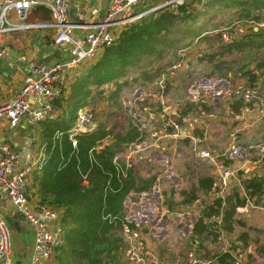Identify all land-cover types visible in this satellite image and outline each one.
Wrapping results in <instances>:
<instances>
[{
	"label": "trees",
	"instance_id": "16d2710c",
	"mask_svg": "<svg viewBox=\"0 0 264 264\" xmlns=\"http://www.w3.org/2000/svg\"><path fill=\"white\" fill-rule=\"evenodd\" d=\"M201 1L203 0L168 3L164 8L148 11L120 28L111 45L101 48L93 60L71 70L68 83L55 102L60 110L59 115L39 122V143L44 148L46 160L40 168H33L27 180V192L31 203L44 205L58 214L62 233L56 264H123L126 242L118 236L123 226L140 230L150 227L147 223L137 227L133 220H126L124 199H138L143 193L152 198L148 194L152 191L156 174L144 177L136 168H125L124 162H121L124 175L116 170L113 163L116 153L130 143L139 141L137 122L129 112L127 121L115 124L120 125L121 129L112 126L110 116L106 120L104 116L99 117L98 110L91 107L89 102L99 97V100L118 105L120 110L119 100L123 93L133 91L136 87H142L138 90L143 93L149 92L155 77L167 66L165 64L171 62H166L167 55L173 56L177 54V50L197 47L199 41L209 46L202 49V57L197 58L195 63L203 59L214 62L211 76L217 78L229 76L235 71V68H229L225 58L221 60L223 55L239 52L243 46L251 49L264 42V27L258 24L257 28L253 26L241 38L236 39L234 36L227 44L222 42L221 33L208 30V27L219 29L234 20L263 21L264 12H260V9L264 8V0H205L199 6L197 2ZM161 2L163 0H143L136 10L146 11ZM222 8L228 11V15L217 17ZM165 9H169L168 12ZM32 13L44 16L48 14L50 18L49 11L42 6L31 8L29 16ZM218 19L220 22L215 25ZM236 23L239 25V22ZM169 27L172 29L168 35ZM225 29L233 33V26ZM173 30L182 32L179 33L181 42L177 50H172L176 43L171 36L174 34ZM213 37L218 38L214 51L211 50L215 46L211 43L216 40ZM262 68L264 59L259 60L256 66L250 65L245 69L239 66L235 79L241 82L244 77L247 82L256 81L254 70ZM136 72V77H132ZM144 104H151L149 98L145 97L138 102L137 107L140 109ZM203 107L210 109L211 106L203 104ZM83 108H90L94 120L90 126L81 130V134L77 136V145L73 147L67 132L77 122L78 112ZM195 108L189 101H185L182 111ZM116 116L120 118L121 114L116 113L114 117ZM57 132L62 133L60 138L56 137ZM239 177L240 182L233 181L229 184L223 205L222 199H216L213 204H206L194 218L188 235L190 247L195 241H199L202 246L203 242L200 240H204L208 234L216 236L223 231L228 238L234 234V240L238 241V244L234 240L230 241L231 249H253L264 257V242L251 245L252 237L249 233V230H255L251 212L264 213V179L256 175L247 177L245 173ZM212 178L201 177L198 183H191L189 189L176 186L177 178L173 183L167 181L166 184V179L161 180L163 204L172 212L170 217L173 221H177L176 217L180 216V204L193 201L200 192L206 193ZM240 187L252 203L245 213L236 211L238 206L247 203L246 196L239 195ZM156 199L159 200L158 197ZM147 219L151 220L150 217ZM253 251L248 252L249 260L246 264L252 263L255 254ZM228 257L229 254L222 255L220 262Z\"/></svg>",
	"mask_w": 264,
	"mask_h": 264
},
{
	"label": "built area",
	"instance_id": "2783aa9c",
	"mask_svg": "<svg viewBox=\"0 0 264 264\" xmlns=\"http://www.w3.org/2000/svg\"><path fill=\"white\" fill-rule=\"evenodd\" d=\"M182 1L168 0L163 4L182 3ZM142 2L143 0H111L99 19L80 23L70 19L68 0H0V57L8 52L2 45L4 35L35 29H50L53 35L48 42L49 46L64 44L70 54L69 59L51 64L31 62L28 65L29 73L15 96L0 103V119L6 118L11 126H16L21 118H25L28 124L34 127L46 118L57 117L59 108L55 102L61 97L67 85L69 71L93 60L101 48L111 45L120 28L163 5L153 6L146 11H137V6ZM35 6L47 9L50 20L30 22L29 12ZM222 32L221 39L224 44L229 43L234 36L239 39L247 33L245 31L241 36V34L233 35L228 29ZM203 48L204 46L202 48L197 46L179 50L174 61L155 77L151 90L144 93L140 100L147 97L151 104H144L140 109L137 107L139 118L135 119L132 114L140 131L139 141L130 143L113 157L116 170L125 175L121 162H124L125 168H139L142 162L154 161V151L159 145L162 146L161 151H164L166 146H172L174 142L182 144V140H187V147L194 158L203 161L212 168L213 172V180L207 196H198L191 202L180 204L179 215H191L193 220L206 204H213L216 199L224 201L229 184L233 181L239 182L240 174L250 173L264 177V140L250 146L258 149L260 153L258 155L241 150V147L236 145L243 132L264 119V77L252 83L234 84L222 78L217 80L208 78L201 70L200 62L195 63L197 58L202 57ZM202 78L206 80L203 83L205 86L200 90L191 91L195 88L197 80ZM175 83H188V94L182 99L169 96L170 86ZM233 96L240 105L236 109L226 108L228 117L236 121L227 132V146L216 149L204 145L207 140L206 134L204 132L197 134L195 129L203 127L205 129L206 124L216 115L213 106ZM185 101H189L196 108L183 112L182 106ZM203 104L211 105L212 109H205ZM93 120L94 116L90 108H83L78 112L77 122L67 132L73 147L77 145V136L81 134V130L90 126ZM61 136V132L56 133L57 138ZM142 151L146 153L142 154ZM238 158L241 161L234 165L231 159ZM45 160L43 147H40L36 154L22 157L20 152L10 150L8 146H0V201L4 205L12 204L33 228L34 243L30 264H56L61 243L62 228L57 212L44 205L31 203L27 192V180L33 168H40ZM160 178L161 175H158L148 195L153 199L159 198L157 202L162 219L167 217L173 221L170 217L172 212L163 204ZM243 195L247 198V204L251 205V200L244 191ZM243 209L245 208L237 207L239 212ZM136 226L138 227L139 224ZM187 227L186 224L185 230ZM191 229L192 225L182 238L188 237ZM123 234L127 264H163L159 256L150 249L146 234L139 228L124 225ZM211 237L215 240L209 243L217 244L220 249L216 248L215 252L203 254L204 247L199 241H195L186 251L185 264H246L248 262L250 249L242 250L239 247L231 249L230 241L235 237L228 238L223 231L216 236L211 234ZM234 243L238 244V241L234 240ZM11 252V230L0 211V264H13ZM225 254H229V257L220 262V257Z\"/></svg>",
	"mask_w": 264,
	"mask_h": 264
},
{
	"label": "crops",
	"instance_id": "0c3cea01",
	"mask_svg": "<svg viewBox=\"0 0 264 264\" xmlns=\"http://www.w3.org/2000/svg\"><path fill=\"white\" fill-rule=\"evenodd\" d=\"M110 1L111 0H68V12L70 19L74 22H80V23H88V22L96 21L105 11V8L108 6ZM47 15L44 16L43 14L32 13L28 17L29 18L28 20L30 22L49 21L50 18ZM46 18H49V20H46ZM12 19L14 18L12 17ZM52 35L53 32L50 29H46V30L35 29V30H21V31L10 32L3 36L2 45L7 49L8 52L5 56L0 57V103L4 101H8L15 96L19 88L22 86L24 82V78L29 73L28 65L31 62H41L44 64H51L55 61L67 60L70 58L68 47L65 46L64 44H60L59 46H51V45L49 46V44H46L47 42L51 41ZM193 53L195 52L193 51ZM70 72L71 71H69L68 73V79ZM254 72L257 77L256 81L260 80L261 77H264V73H263L264 68L255 69ZM68 79H67V83H68ZM237 82L238 80L234 81V83ZM241 82L252 83L254 81L247 82L243 77L241 79ZM175 84H173L174 87H172V89L170 87L169 92L171 90L174 91L176 90V92L175 94H173L174 91H171L169 93V96L174 99H182L184 97V94L180 95L177 86L179 85L180 87L186 84H181V83L178 85ZM228 100H230V98H226V100H221L219 104L213 106V108L216 111L215 117L206 124L205 129L203 127V128H198L196 130V133L200 132L197 134H202L203 132L206 134L207 140L205 141L204 145L212 146L213 148L216 149H220L221 147L227 146V139H226L227 132L230 130L231 127H233L236 124V121H234L231 117H228L226 108L230 107L236 109L240 105V103H238L237 101H234L233 103H229ZM210 109H212V106L210 107ZM38 126L39 123L34 127L30 126L25 118H21L16 126H11L8 119L6 118L0 119V146L1 147L8 146L10 150L20 152L22 157H27L29 155L36 154L38 149L41 147L39 143L40 136L38 133ZM263 140H264V119L261 122L253 126H250L247 131L243 132L239 140L236 142V145L241 147V150H246L247 152L253 153V155H258L260 154L258 152V149L251 148L250 146L254 145L256 142H262ZM183 141L184 142H181L182 144L178 142H174L175 144H178L177 146L173 144L172 146L168 145L166 147L169 148L168 150L171 152L168 153L169 156L178 157L177 153H179V156H181L182 158H183L182 155H186L189 158L188 162H184V163L181 162L179 164L177 163L178 162L177 159L173 160L169 158L173 160L175 166L179 165L180 167V172H181L180 174L177 173L178 171H174V175L177 177L176 186L179 187L181 186V187H185V189H189L190 186L192 185L191 183H198L201 177L212 176L213 172H212V168L206 165L203 161L194 158V156L191 154V150L187 147L188 141L187 140H183ZM161 148L162 146L159 145L154 152H161V150H163ZM163 152H166V150H164ZM240 161H241L240 158L231 159V162H233L234 165L238 164ZM154 162L155 160L151 162H142L139 166L140 173L141 174L142 173L146 174V172L154 173L156 175H161V178L165 177L163 175L164 165L161 162H157L159 164H156ZM204 164L209 167L208 171L203 167H201ZM153 165L155 166L154 171L151 170ZM184 167L189 168V170L195 172L196 175L193 176V174L191 175L185 174V178L182 177L183 176L182 169ZM245 174L247 175V177L253 176L250 173H245ZM161 178H160V182L162 180ZM261 178L264 179V177ZM239 182H240V177H239ZM207 195H208L207 192L199 193V196H207ZM239 195L240 196L243 195L242 187H240ZM224 203L225 201L222 202V205ZM238 207H244L245 209H243L242 211L248 212L249 207H251V205L246 203L244 206H238ZM0 211L1 214L4 216V218L7 220V223L11 230V251H12L11 258L13 264H30V256L33 251V243H34L33 241L34 234H33L32 226L25 220V218L22 215H20L16 211V209L12 204L4 205V203L0 201ZM242 211H240V213H245ZM183 224L184 227H186L185 225L187 223L184 222ZM141 231L146 234L148 244L150 245V243H152L153 248H155V250L151 249V247L150 249L159 256L160 261L163 264H185L186 251L190 248L189 245L191 243V240L189 241L186 240L189 239L188 237L181 239L179 238L180 240H185L186 245L183 249H179L178 246H176L177 253L175 252V254L170 257L171 252L169 250H163V252L156 251L157 244L155 245L154 244L155 241H152L153 239H151V236H154L152 232V227H149L146 230L141 229ZM230 237H235V235L233 234ZM165 239L166 238L156 239V241L161 245L165 246L164 245ZM178 240H176L177 244H179ZM168 245L170 246V243H168ZM215 251H217V249L211 250L210 253ZM177 254L182 255V258L179 257ZM260 257L264 259L262 255Z\"/></svg>",
	"mask_w": 264,
	"mask_h": 264
},
{
	"label": "rangeland",
	"instance_id": "374dc122",
	"mask_svg": "<svg viewBox=\"0 0 264 264\" xmlns=\"http://www.w3.org/2000/svg\"><path fill=\"white\" fill-rule=\"evenodd\" d=\"M166 1H168V0H163V2H161L160 4H163ZM204 1L205 0H203L201 2H197V3L199 4V6H201ZM165 6H167V5L163 4L154 10L164 8ZM165 10H166V12H168L169 9H165ZM220 10L221 11L219 13V16H217V17L228 15V11L225 8H222ZM260 12H264V8H261ZM219 22H220V19H218V21L216 22L215 25H217ZM236 22H239V25ZM258 23L260 24L259 26L264 27V20L263 21H252V22L246 21V20H240V21L234 20L233 23L230 22V23H226L225 25L223 24L224 27L221 26V28H219V29H212V27H208V30L211 32L223 33L222 31L225 28L233 26V33L232 34L233 35L234 34H236V35L241 34V36H242L245 33V31H249V29H251L253 26L257 27ZM171 29H172V27L168 28V35L171 33ZM173 32H174V34H171V36L174 38L176 43H174V47L172 48V50H174V49L177 50L178 47L180 46L179 43L181 42L180 37H179V33H182V32H181V30H173ZM213 38H215V37H213ZM215 39L216 40L211 43V44H213V43L215 44V46L211 47V50H213V51L215 50V47L218 45L217 44L218 38H215ZM197 46H199V48H202L203 46L205 48H207V46H209V45L201 43V41H199L197 43ZM178 52H179V50H177V53ZM176 55L171 56V54H168L166 57V62H168V61L170 62V60H171V62L165 64V66L170 65L174 61L173 59L176 57ZM224 58L227 62V65L229 66V68H235V71L233 70L229 76L228 75L227 76H221L218 78L214 75L211 76V73H213V70H214V67H213L214 62L211 63L205 59L200 61V68L203 71V73L205 74V76L208 78H211L213 80H217L219 78H222V80H230L231 79V82L234 83V81L236 80L235 79V74L237 71L236 69H238L239 66H242L244 69L250 65L256 66V63L259 62V60L264 59V42H262L260 46L259 45L253 46V48H251V49L247 48V46H243L239 52H234L232 54L225 55V56L223 55L221 57V60H224ZM163 62H162V64H163ZM216 62H217V60H216ZM136 75H137V72L134 73L132 75V77H136ZM175 81L177 82V79H175ZM204 81H206L205 78L197 80V82L195 83V88H192L191 91H194V89L200 90V88L202 86H205V85H203ZM109 84H108V88L110 87ZM176 85H178V83H176ZM170 87L172 89V87H174V85L170 86ZM177 87H178V91H179L180 95L184 94V96H186L188 94V90H187L188 89V83L186 85H182L180 87L178 85ZM104 88H105V85H104ZM139 88L142 89V87H139ZM139 88L136 87L135 90L132 89L133 91H130V92L126 91L125 93L122 94L121 99L119 100V103L121 106L120 110H119L118 105H115L113 102L99 100V97L98 98L95 97V99H92L89 102V105H92L91 107H93V108L96 107V109L99 112V113L98 112L97 113L100 114L99 117L104 116V120H106L110 116V121H111L112 126L115 125L116 123H119L122 121H127V117H128L127 114H129V112L131 113V115L132 114L134 115L135 119H137V118H139V114L137 111V104H138V102H140V100L142 99V96L144 94L143 92H141L142 90H138ZM171 91H174V90H171ZM175 92H176V90L174 91L173 94H175ZM106 93H108V92L106 91ZM221 98H223V97H221ZM234 101H236L235 96H233L232 98H230V100H228L229 103H233ZM102 108H104V109H102ZM116 113L121 114V117H120L121 119L118 118L117 116L114 117ZM116 127L121 129L120 125H118ZM181 142H184V141L182 140ZM168 149L169 148L166 147V152H163V151L155 152V154L153 155V159L155 160L154 163L159 164L157 162H161L164 165L163 175L165 177H162L161 179H166V180H164L165 184L167 183V181H170L173 183L174 179L177 178L174 175V171H178L177 173H179V174L181 173L179 165H177V166L174 165V162H173L174 159L178 160V162H177L178 164L181 162L184 163V162L189 161V158L186 155H182L181 153L180 154L183 156L184 159L181 156H179V153H177L178 157L169 156L168 153L170 151ZM122 150H120V151H122ZM145 153H146V151H142V154H145ZM116 154H119V153H116ZM169 158H171L173 160H171ZM154 163H152V164H154ZM174 166H175V169H174ZM187 167H189V166H187ZM187 167H184L183 168L184 170L182 169V173H183L182 177L185 178V174H188V175L193 174V176H195L196 173L190 171L189 168H187ZM201 167H203L207 171L209 170V167L206 166L205 164ZM201 167H200V169H201ZM136 170H138V172H140L139 168H136ZM151 170L152 171L155 170L154 165L151 168ZM143 174L144 173H142L141 175L146 177V176H151L154 173H146L144 175ZM156 176L158 177V175H156ZM29 192L31 194V190H29ZM262 200H263L262 206L264 207V196H263ZM157 201L158 200H156L155 198L152 199V198L146 197L144 194H141L138 199H133V198L130 199L129 197H126L124 199V207L126 210L125 211V218L127 221L133 220L135 222V224H139V225L141 224L142 226L144 225V223L149 224L148 227L149 226L152 227V232L154 235V236H151V239H153L152 241L157 242L156 239L166 238L165 242H164L165 246L161 245L158 242L157 243L154 242V244L155 245L157 244V246H156L157 252L158 251L163 252V250H169L171 252V255H170V257H171L172 255L175 254V252L177 250L176 246H178L179 249H183L185 247L186 241L180 240V239L182 237H184L186 233H188V228H190V226L192 225L193 216H191V215L180 216V217L177 216L176 217L177 221H171V220L168 221V219L165 217H163V219H162L160 206H159V203ZM242 212H245V211H242ZM148 217H150L151 220L147 219ZM251 217H252L251 222L253 223L252 226H255L254 231L249 230L250 236L252 237V239L250 240L251 245L258 244V242L259 243L264 242V213L260 212V211H253V212H251ZM246 218H248V216H246ZM244 220L247 221V219H245V216H244ZM184 222H186L188 225L186 230H185V227L183 226ZM238 230H241V229L238 228ZM118 236H121L122 239H124V241H125V236L123 234V230H122V232L118 233ZM254 237L256 240H254ZM206 239H209V240L205 241ZM176 240L179 241V244L176 243ZM186 240L189 241V239H186ZM214 240H215V238L211 237V233L208 234L204 240L203 239L200 240L201 243L203 242V245H202L204 247V248H202L203 254H208L211 252V250L216 249V248L220 249V247H218L217 244L209 243L210 241L212 242ZM168 243H170V246L168 245ZM150 245H151L150 246L151 249L155 250V248H153V246H152V243H150ZM251 250L253 251V249H251ZM259 255L261 256V254H258V253L254 254L251 264H264L263 263L264 259L261 258ZM178 256L182 258V255H178ZM122 260L124 261L123 264L124 263L127 264V262L125 260V255L122 256Z\"/></svg>",
	"mask_w": 264,
	"mask_h": 264
}]
</instances>
